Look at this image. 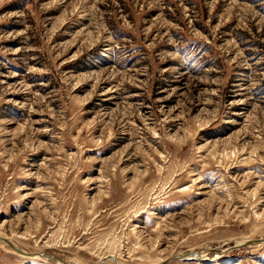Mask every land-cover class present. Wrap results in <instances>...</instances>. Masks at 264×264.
<instances>
[{
  "label": "rangeland",
  "instance_id": "374dc122",
  "mask_svg": "<svg viewBox=\"0 0 264 264\" xmlns=\"http://www.w3.org/2000/svg\"><path fill=\"white\" fill-rule=\"evenodd\" d=\"M264 264V0H0V264Z\"/></svg>",
  "mask_w": 264,
  "mask_h": 264
},
{
  "label": "water",
  "instance_id": "95a60500",
  "mask_svg": "<svg viewBox=\"0 0 264 264\" xmlns=\"http://www.w3.org/2000/svg\"><path fill=\"white\" fill-rule=\"evenodd\" d=\"M109 259H112V258H107V259H105V260L99 262L98 264H102V263H104L105 261H107V260H109Z\"/></svg>",
  "mask_w": 264,
  "mask_h": 264
}]
</instances>
